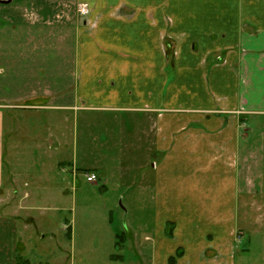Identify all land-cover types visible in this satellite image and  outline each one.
Wrapping results in <instances>:
<instances>
[{
    "label": "crops",
    "instance_id": "1",
    "mask_svg": "<svg viewBox=\"0 0 264 264\" xmlns=\"http://www.w3.org/2000/svg\"><path fill=\"white\" fill-rule=\"evenodd\" d=\"M80 1L89 15L78 13ZM75 9L74 19L62 6L37 9L60 12V43L74 28L72 71L13 73L23 89L0 107L50 111L56 130L47 140L58 150L67 146L58 128L71 123L72 152L55 161L59 179L78 182L84 171L110 180L114 170L121 192L144 198L156 234L151 264L178 249L175 264H234L252 126H264V0H76ZM80 119L101 144L87 167L74 159ZM8 193L7 216L20 217L30 194Z\"/></svg>",
    "mask_w": 264,
    "mask_h": 264
},
{
    "label": "rangeland",
    "instance_id": "2",
    "mask_svg": "<svg viewBox=\"0 0 264 264\" xmlns=\"http://www.w3.org/2000/svg\"><path fill=\"white\" fill-rule=\"evenodd\" d=\"M75 1H0V103L9 102L13 92L23 89L18 86L23 80L11 78L13 73L37 77L44 72L72 71L74 28L64 30L60 43V12L44 14L37 9L62 6L74 19ZM62 16L66 18L64 13ZM0 116V264H151L156 237L152 208L145 205L144 198L135 200L133 191L121 192L116 171L112 170L110 180L94 183L86 181L84 171H79L78 182L59 179L55 161L60 153L72 152L71 123L58 128L62 130L60 139L67 144L58 150L57 144L47 140L51 129L56 130L49 126L55 118L50 111L25 112L2 106ZM82 125L81 119L78 126L74 123V159L78 157V164L87 167L99 152L95 146L101 144L87 139ZM253 128L251 148L255 153L243 169V178L249 180L240 183L234 252L230 248L234 264H264V126ZM9 170L15 172V185ZM12 189L21 197L30 194L26 199L30 207L19 211L20 217L7 216L8 210H14L7 207ZM182 255L183 250L178 249L175 262L170 261L171 256L164 264H175Z\"/></svg>",
    "mask_w": 264,
    "mask_h": 264
},
{
    "label": "built area",
    "instance_id": "3",
    "mask_svg": "<svg viewBox=\"0 0 264 264\" xmlns=\"http://www.w3.org/2000/svg\"><path fill=\"white\" fill-rule=\"evenodd\" d=\"M77 11L80 15L86 16L90 13V5L87 2H79L77 4ZM76 172V171H75ZM76 175V173H74ZM85 178L88 182H96L98 176L94 172H89L85 174Z\"/></svg>",
    "mask_w": 264,
    "mask_h": 264
},
{
    "label": "trees",
    "instance_id": "4",
    "mask_svg": "<svg viewBox=\"0 0 264 264\" xmlns=\"http://www.w3.org/2000/svg\"><path fill=\"white\" fill-rule=\"evenodd\" d=\"M169 234L172 235L171 232H169ZM117 236L119 237V235H117ZM121 237H123V236H121ZM178 256H179V253H178ZM170 261H171L172 263L175 262V257L172 256V257L170 258Z\"/></svg>",
    "mask_w": 264,
    "mask_h": 264
},
{
    "label": "water",
    "instance_id": "5",
    "mask_svg": "<svg viewBox=\"0 0 264 264\" xmlns=\"http://www.w3.org/2000/svg\"><path fill=\"white\" fill-rule=\"evenodd\" d=\"M1 2H4V3H9L11 2V0H0Z\"/></svg>",
    "mask_w": 264,
    "mask_h": 264
}]
</instances>
